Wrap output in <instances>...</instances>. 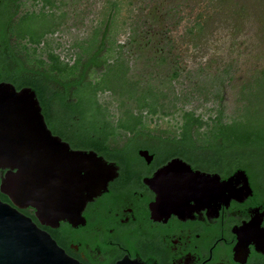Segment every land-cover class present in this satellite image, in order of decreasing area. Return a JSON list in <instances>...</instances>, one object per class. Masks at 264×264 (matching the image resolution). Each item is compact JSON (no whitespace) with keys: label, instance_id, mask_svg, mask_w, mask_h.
<instances>
[{"label":"flooded vegetation","instance_id":"1","mask_svg":"<svg viewBox=\"0 0 264 264\" xmlns=\"http://www.w3.org/2000/svg\"><path fill=\"white\" fill-rule=\"evenodd\" d=\"M20 16H15L14 24H7V19L0 14V84H11L17 90H33L26 85L18 89L7 80L6 74L9 70L22 69L21 76L25 73H30L27 75L32 78L38 76L33 72L43 71V60L48 67L52 48L63 60L73 64V40L61 41L60 33L67 31L68 22L60 28L57 26L56 32L45 38L38 24L32 26L31 34L20 37L16 25ZM32 33H37L36 38ZM49 84L54 91L65 90L58 80ZM221 102L218 103L221 105ZM198 107L197 115L201 114ZM147 121L144 119L142 126L149 129L123 132L115 141H110L113 150L133 151L114 152L113 159H106L115 164L118 175L105 192L87 204L83 222H60L53 228L40 224L30 207L19 209L20 212L81 264H118L127 259L141 264H264V153L257 151V146L237 152L236 146L224 135L214 132V126L220 123L234 126V119L223 118L220 122L205 119L197 135L192 137L180 135L184 124L181 119L178 130L168 129L167 134L157 133L147 126ZM144 151L152 157L150 161L141 155ZM173 160H181L194 172L218 176L222 182L244 172L248 186L243 178L234 181V188H245L244 192L236 197L225 192L222 198L229 201L220 203L214 180L206 181L201 184L199 200L190 203V216L160 217L161 210L154 208L157 194L149 183ZM5 173L6 170L0 169V183ZM0 194L6 198H0L3 202L11 203L7 196Z\"/></svg>","mask_w":264,"mask_h":264},{"label":"trees","instance_id":"2","mask_svg":"<svg viewBox=\"0 0 264 264\" xmlns=\"http://www.w3.org/2000/svg\"><path fill=\"white\" fill-rule=\"evenodd\" d=\"M78 1L68 11L70 5L67 0H0V14L7 19V24H14L15 16L22 14L16 22L20 37L31 34L32 26L41 23V35L45 38L49 33L56 32L57 26L60 28L67 24L69 12L77 18L78 14L85 16L79 10ZM124 1L106 0L98 19H89L90 15L86 14L83 19L89 20L88 32L72 41L73 64L63 60L52 48L48 54V67L43 60V71L33 72L38 76L29 77L30 73L24 72L27 70L23 71L26 75L21 76L22 69L9 70L6 74L7 80L18 89L25 85L33 88L53 134L60 136L73 149L93 150L105 159H113L114 152L133 151L126 148L113 150L110 141H115L123 132L149 129L142 126L143 120L156 121L159 115H175L176 120L180 118L184 122L180 127L181 136L197 135L205 116L202 113L197 115L195 103L221 102L224 98L222 87L232 79L231 69L229 71L228 68L223 70L226 77L223 75L220 80L210 77V81L205 80L209 66L184 67L181 41L177 39V29L184 20L181 17L174 19L170 25L166 22L156 27L147 24V21H144L143 26L146 27L143 29L132 25L128 40L125 44L120 42L118 38L122 32L118 18ZM88 12L93 15L94 10ZM200 18L187 29L191 35L204 30ZM125 24L126 21L123 22ZM35 35L37 33H32L34 38ZM190 42L195 49L199 47L198 38L190 37ZM114 79L117 85L112 82ZM57 80L65 90L52 89L49 82ZM118 86L121 90L117 89ZM252 87V84L245 85L243 91L248 92ZM106 94L121 99L120 108L123 110L120 118L112 114L107 103L100 101L101 96ZM223 118V110H218L215 118L209 117L218 122ZM241 118L234 119L232 127L221 123L214 126V132L224 135L236 146L237 152L257 146V151L264 153V135L243 129L239 124ZM162 133L167 134L166 130ZM0 198L6 200L1 194Z\"/></svg>","mask_w":264,"mask_h":264},{"label":"water","instance_id":"3","mask_svg":"<svg viewBox=\"0 0 264 264\" xmlns=\"http://www.w3.org/2000/svg\"><path fill=\"white\" fill-rule=\"evenodd\" d=\"M141 155L152 159L146 151ZM0 169L6 170L0 192L11 202L0 199V264H81L19 209L32 208L40 224L53 228L60 222L81 223L87 204L118 175L115 164L93 150L73 149L54 135L31 88L17 90L2 83ZM241 178L248 186L244 172L222 182L218 176L194 172L181 160H173L149 184L157 194L154 208L161 210L160 217H188L191 201L197 202L203 190L201 184L214 180L219 202L227 203L229 198H222L225 192L233 197L244 192L245 188L233 186ZM118 264L141 263L127 259Z\"/></svg>","mask_w":264,"mask_h":264},{"label":"rangeland","instance_id":"4","mask_svg":"<svg viewBox=\"0 0 264 264\" xmlns=\"http://www.w3.org/2000/svg\"><path fill=\"white\" fill-rule=\"evenodd\" d=\"M67 1L70 5L68 11H71L76 0ZM91 2H94L92 6H90ZM124 2L118 18L119 29L122 32L118 38L120 42L125 44L128 40L132 25H138L143 29L146 27L143 26L144 21L152 26H161L166 22L170 25L179 17L183 18L177 29V39L181 41L184 67L190 69L209 66L205 80L210 81H212L210 77L212 79L218 77L220 80L226 68L229 71L231 69L230 74L232 73V79L227 80L222 87L224 98L221 105L213 102L207 104L197 102L195 106L201 105L198 107V113H202L204 119H208L216 115L218 110H223L224 119L227 121L242 116L239 124L243 129L249 132L254 130L264 135V76L259 77L264 73V0H125ZM105 4L106 0L78 1L79 10L84 12L85 16L78 14L77 18L75 14L69 12L67 31L62 30L60 33L61 41H67L68 38L74 40L76 36L86 34L89 20L83 18L89 14V19H98L99 12ZM90 9L94 10L93 15L87 13ZM199 16L204 30L199 34L195 31V34L191 35L187 29L197 22ZM124 21H126L125 25H123ZM193 36L199 40L197 49L190 42V37ZM207 73H211L210 76ZM112 82L118 84L115 79ZM250 84L253 87L246 91L247 93L244 92L243 86ZM117 89L121 90V87L118 86ZM100 101L107 103L115 116L123 110L120 108L121 99L118 97L106 94L101 96ZM161 116L159 115V118L153 122L149 119L148 125L157 133L168 129L178 130L177 124L180 118L176 120L175 115Z\"/></svg>","mask_w":264,"mask_h":264}]
</instances>
